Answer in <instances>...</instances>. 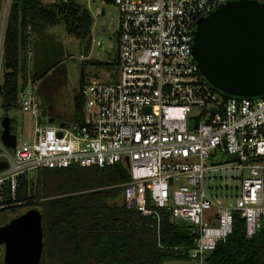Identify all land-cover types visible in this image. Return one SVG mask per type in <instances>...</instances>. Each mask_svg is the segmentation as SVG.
<instances>
[{
    "label": "built area",
    "instance_id": "2783aa9c",
    "mask_svg": "<svg viewBox=\"0 0 264 264\" xmlns=\"http://www.w3.org/2000/svg\"><path fill=\"white\" fill-rule=\"evenodd\" d=\"M71 1L82 4H51ZM107 1L118 8L119 27L106 80L82 86L81 121L42 123L38 86L19 90V109L33 118V142L19 155L1 147L0 162L8 167L0 170V190L7 184L14 197L19 177L42 168L123 164L131 179L121 184L122 203L154 216L158 226L162 211L172 222L189 224L194 245L170 249H187L183 264H213L237 216L248 238L264 225V95L220 92L193 54L198 19L234 0ZM11 3L1 13L0 64ZM217 172L234 180L237 194L208 193L206 181Z\"/></svg>",
    "mask_w": 264,
    "mask_h": 264
},
{
    "label": "trees",
    "instance_id": "16d2710c",
    "mask_svg": "<svg viewBox=\"0 0 264 264\" xmlns=\"http://www.w3.org/2000/svg\"><path fill=\"white\" fill-rule=\"evenodd\" d=\"M1 4L2 0L0 7ZM60 23L84 40L88 55L94 18L85 5L75 1L48 5L41 0H12L4 34L5 81L1 90L2 104L8 110L19 107L18 92L27 82L28 71L21 57L32 38L38 55L48 54L44 65H36L31 76L33 84L63 60L59 59L62 55L59 44L52 46L46 38L48 29ZM89 62L111 65L110 62ZM80 84L81 88L85 84L83 74ZM83 104L84 97L79 91L74 97V121L79 117L81 121ZM35 172V179L19 177L14 197L10 186L4 184L0 205L4 206L1 209L15 211L24 205L37 206L40 210L44 233L41 264H166L172 261L183 264L190 259L187 249H170L194 245L195 236L190 233L189 224L172 222L169 214L162 211L158 226L154 216L128 209L123 203H109L121 197V184L131 179L123 164L104 168H42ZM212 263L264 264V225L248 238L245 223L237 216L233 233L217 246Z\"/></svg>",
    "mask_w": 264,
    "mask_h": 264
},
{
    "label": "water",
    "instance_id": "95a60500",
    "mask_svg": "<svg viewBox=\"0 0 264 264\" xmlns=\"http://www.w3.org/2000/svg\"><path fill=\"white\" fill-rule=\"evenodd\" d=\"M102 15L105 10H102ZM193 54L204 79L234 97L264 95V3L234 0L201 17L193 32ZM4 119L3 144L15 153L17 136ZM61 135V134H59ZM8 167L0 162V170ZM4 264H41L44 233L40 210L32 208L0 229Z\"/></svg>",
    "mask_w": 264,
    "mask_h": 264
},
{
    "label": "rangeland",
    "instance_id": "374dc122",
    "mask_svg": "<svg viewBox=\"0 0 264 264\" xmlns=\"http://www.w3.org/2000/svg\"><path fill=\"white\" fill-rule=\"evenodd\" d=\"M44 4H51L54 0H41ZM7 0H2L0 7V40H1V13ZM82 5L84 4L91 12L94 18V26L92 34L94 41L90 48L88 56L86 52L82 50V46L85 43L76 35L70 33L63 23L55 27H51L46 35L47 41L50 45H58V49L62 52L59 59H63L41 80L37 81L39 86L38 98L40 102L48 109V117H57L60 122L74 121V95L79 89V80L81 72L83 70L85 78L89 80L99 79L106 80V71L104 67H97L93 65H86L88 60H97L101 62H111L114 59L117 52L116 48V35L119 27V12L115 4L107 0H80ZM104 9V15H97V12ZM91 37V35H90ZM3 41H4V37ZM86 40L88 37L85 38ZM28 55L22 54L21 59L26 61L28 66L29 85L30 76L38 63L45 64V56L38 55L36 48L32 47ZM82 54V55H81ZM27 57V58H26ZM48 59V58H47ZM87 60V61H86ZM41 65V64H40ZM113 66V65H112ZM0 69L3 73L4 65L3 61L0 64ZM96 73H99L96 76ZM9 115L17 122L18 127V144L16 148L17 155L21 152L30 150L27 148L32 145L33 142V118L22 112L19 108L4 110L0 106V116ZM2 131V124L0 122V132ZM221 162L226 161V157H219ZM29 179H35L36 172L29 173ZM211 179H207L208 193L214 197L221 198L227 193L237 194L236 188L231 186L235 183L229 175L222 172H217L211 176ZM228 185V187L226 186ZM110 204H121L122 197L116 200H110ZM37 208V206L24 205L18 208L16 211L12 209L0 208V229L4 225L8 224L13 218L21 215L29 209ZM0 264H4V247L0 245ZM45 264H51L46 263ZM166 264H180L178 261L167 262Z\"/></svg>",
    "mask_w": 264,
    "mask_h": 264
},
{
    "label": "crops",
    "instance_id": "0c3cea01",
    "mask_svg": "<svg viewBox=\"0 0 264 264\" xmlns=\"http://www.w3.org/2000/svg\"><path fill=\"white\" fill-rule=\"evenodd\" d=\"M103 10V9H102ZM102 10H101V13H102ZM102 15V14H101ZM95 21V20H94ZM93 26H94V23H93ZM50 29V28H49ZM49 29H48V31L46 32L47 34L48 33H50L49 32ZM92 31H93V27H92V29H91V37H92V41H94V36H93V34H92ZM34 41H35V39L34 38H32V43H31V45L29 46V48H28V50L27 51H25L23 54H24V56H26V55H28V52H30L31 51V49H33L32 47H34L35 48V46H34ZM92 41H91V45H90V48H91V46H92ZM48 42V41H47ZM82 50H84V48H85V43L83 44V46H82ZM116 48H117V40H116ZM90 51V50H89ZM89 54V53H88ZM82 55V54H81ZM116 55H117V52H116V54H115V58H116ZM86 56H88V55H86ZM27 58V57H26ZM114 58V59H115ZM114 59H112V60H114ZM89 61V60H88ZM91 61H97V60H91ZM87 65H93V66H97V67H104V69H105V71L106 70H109V68H111V66H108V67H105V66H100V65H97V64H93L92 62H89V63H87ZM27 68H28V66H27ZM28 70V69H27ZM83 74V77H84V81H85V83L86 82H88L89 81V79H87V78H85V75H84V72L82 73ZM82 74H81V76H82ZM98 74L99 73H96V76H98ZM81 76H80V79H81ZM80 81V80H79ZM30 82L32 83V80H31V76H30ZM29 83V77H28V74H27V82L24 84V85H26V84H28ZM22 84V83H21ZM33 84V83H32ZM36 85L38 86V84L36 83ZM80 88H81V84H80V82H79V89H78V91H77V93L80 91ZM38 92H39V86H38V90H37V96H38ZM77 93L74 95V97L77 95ZM38 101H39V106H40V112H41V117H40V120H41V122L42 123H45V124H52V123H55V122H60L59 120H58V118L57 117H54V116H52V117H48L47 116V114H48V109H47V107L45 106V105H43L41 102H40V100H39V98H38ZM66 122H70V120L69 121H66ZM0 150H1V147H0Z\"/></svg>",
    "mask_w": 264,
    "mask_h": 264
},
{
    "label": "flooded vegetation",
    "instance_id": "af4514ba",
    "mask_svg": "<svg viewBox=\"0 0 264 264\" xmlns=\"http://www.w3.org/2000/svg\"><path fill=\"white\" fill-rule=\"evenodd\" d=\"M4 73H5V72L3 71V73H2V71H1V69H0V106H1L4 110L7 111L8 109H7L6 107L3 106L2 101H1V90H2V86L4 85V81H5V75H4ZM18 108H19V107H18ZM6 117L9 118L8 122H9L10 130H11V132H12L13 134H15V135L17 136V142H18V127H17V122H16V120H15L14 118L10 117V116L7 115V114L0 116V122H1V124H2V131L0 132V147L5 148V149H6V147L4 146V144H3V140H2V132H3V130H4V124H3V122H4V119H5ZM17 144H18V143H17ZM8 151H9V150H8ZM2 246L4 247V245H2ZM4 252H5V248H4Z\"/></svg>",
    "mask_w": 264,
    "mask_h": 264
}]
</instances>
